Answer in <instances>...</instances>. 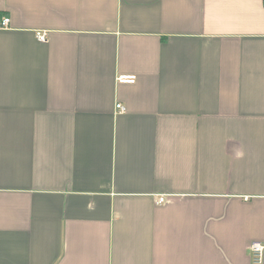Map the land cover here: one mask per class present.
Returning <instances> with one entry per match:
<instances>
[{
  "label": "crops",
  "instance_id": "crops-1",
  "mask_svg": "<svg viewBox=\"0 0 264 264\" xmlns=\"http://www.w3.org/2000/svg\"><path fill=\"white\" fill-rule=\"evenodd\" d=\"M252 241L264 0H0V264H253Z\"/></svg>",
  "mask_w": 264,
  "mask_h": 264
},
{
  "label": "built area",
  "instance_id": "built-area-1",
  "mask_svg": "<svg viewBox=\"0 0 264 264\" xmlns=\"http://www.w3.org/2000/svg\"><path fill=\"white\" fill-rule=\"evenodd\" d=\"M9 24V17H4L1 21V26L5 27L8 26ZM37 37L41 41H45L47 34L45 32H37ZM116 80L120 83H134L136 80L135 75H118ZM115 110L119 113L125 111V106L122 105L121 103H116L115 105ZM165 200V197H159L158 203H161ZM248 253H249V258L250 261L253 264H261L263 261V254H264V243L260 241H252L249 244L248 247Z\"/></svg>",
  "mask_w": 264,
  "mask_h": 264
}]
</instances>
